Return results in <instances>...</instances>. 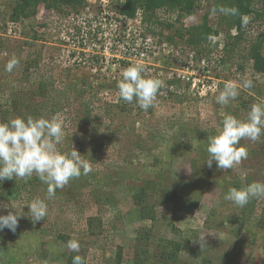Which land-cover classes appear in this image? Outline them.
Returning <instances> with one entry per match:
<instances>
[{
	"label": "rangeland",
	"instance_id": "1",
	"mask_svg": "<svg viewBox=\"0 0 264 264\" xmlns=\"http://www.w3.org/2000/svg\"><path fill=\"white\" fill-rule=\"evenodd\" d=\"M93 1L81 17L76 11L44 4L37 16L16 20L11 18L14 0H0V37L5 41V49L0 51V78L12 82L19 78L16 68L7 72L5 65L13 56L17 58L19 44L27 40L26 47H21V59H39L29 79L44 78L60 87L62 66L77 63L65 78L86 77L99 86L101 102L95 101V111L103 114L109 105L111 117L104 114V126L117 131L110 136L112 145L91 163L89 174L95 176L84 183L85 189L78 187L69 195L75 203L68 201V195L53 201L43 192L34 199L47 203L44 220L33 224L25 215L15 233L7 228L0 231V264H71L69 258L74 255L84 257L87 264H117L119 253L121 264H132L136 250L145 248L151 264H157L153 256L161 238L180 244L183 262L264 264V198L253 199L243 208L224 199L231 187L264 182V135L258 141H241L248 156L232 169H217L215 162L209 168L206 162L208 137L222 128L223 118L229 114L246 118L253 104L264 103V74L254 69L251 57L253 47H264V16L243 15L242 37L235 40L238 31L229 25L233 13L219 11L221 7L231 9L226 1L200 0L196 13L180 22L175 20L176 13L161 9L152 27L140 22L139 10L134 18L121 15L119 0L106 7ZM100 6L106 11L112 7L114 12H103ZM254 6L263 5L255 0ZM73 18L86 21V30L95 25L101 32L96 40L86 37L84 49L74 47L73 39L78 42L80 37L69 31ZM12 22L20 32H8ZM207 26L217 29L218 35L199 42L198 32ZM126 62L144 65L147 77L162 81L153 108L144 111L135 102L120 99L117 82ZM195 78L204 81V89L194 85ZM245 78L252 80L251 88L241 89L227 105L216 103L225 83L241 84ZM5 95L1 89L0 104L5 103ZM64 100L70 110H79L72 94ZM120 104L124 111L115 106ZM74 112L57 115L65 132L57 146L61 152L77 148L76 142L81 140L74 136L79 128L70 119ZM14 180L0 184V202L27 213L28 207L23 209V205L34 199H13L9 184ZM70 185L71 180L65 187ZM137 192L153 220L141 217ZM96 193L110 197L111 203H96ZM9 210L0 208V214ZM140 235L150 239L138 241ZM201 237L206 242L203 248L197 241ZM69 239L80 243L78 253L67 248Z\"/></svg>",
	"mask_w": 264,
	"mask_h": 264
},
{
	"label": "trees",
	"instance_id": "2",
	"mask_svg": "<svg viewBox=\"0 0 264 264\" xmlns=\"http://www.w3.org/2000/svg\"><path fill=\"white\" fill-rule=\"evenodd\" d=\"M220 1H226V5H229L231 9L235 10L234 14H232V16L230 15L231 21L229 24L231 28H236L238 31V34L234 37L235 40L241 39L242 37L243 15L254 14L257 19L264 16V0H259L263 6L256 9L254 6L255 0ZM44 4L62 11L67 9L73 10L78 14L82 13V11L88 6L87 0H14L11 18L19 20L21 18L26 19L35 17L37 16L39 8ZM199 5L200 0H119L117 7L119 13L128 18H134L137 10H141L142 23L152 27L153 24H156L154 20H156L157 13L161 9L167 12L176 13L175 20L180 22L182 18L194 15ZM73 27L76 31H80L81 29V26L78 25V23H75ZM148 29L153 31L151 28ZM188 33H191L192 36L196 35L195 32H192L191 30H189ZM198 33L197 39L200 42L206 40L211 35H218V30L212 26H207L204 30L199 31ZM261 36L264 38V30L261 32ZM34 37L36 38V36ZM26 41L27 40L18 46V48H20V52H18L17 56L19 64L15 68L17 69V73H20L19 78L14 82L10 81V79L5 80L4 78H0V90L2 89L6 93L5 103L0 104V122H7V119H13L16 117H24L26 119L29 115L34 118L44 117L49 119L53 116L58 117L57 115H60L61 113L71 115L75 108L73 109L72 107L70 110L69 108L71 106L65 104L66 102L64 99L67 98L68 100L70 94H72L79 106V110H76L74 115L70 118L79 124L78 131H76L74 136L81 140L76 142V149L91 163L97 162V158L100 154L104 153L103 151L105 148L110 144L112 145L113 141L110 139V136L117 134V131L115 133L111 131V125L104 126L105 115L107 117L108 115L110 116L109 105H107L109 108H104L103 114L99 111H95V101L101 102L98 92L99 86H94L96 83L94 84V82L89 81L86 77L75 78V80L65 78V73L71 72L77 68L78 64L75 62L70 65L68 64L67 66H62L63 69L60 70L62 74L59 76L60 79L58 81L61 83L60 87H57L58 85L54 86L53 83L51 84L47 80H44V78L39 81H31L29 79L30 70L39 65V59H21V47L23 49L26 47ZM4 49L5 41L0 37V51ZM251 55L254 69L257 72L264 74V47H253ZM90 65H92V63H90ZM128 66L129 62H126L125 68ZM102 68L103 67L101 66L100 69ZM115 106L122 111L125 109L123 104ZM74 143L75 142H73V144ZM93 175L95 176V174ZM94 176L88 174L86 176L81 175L79 178L72 179L69 187L57 189L55 196L50 200L54 201L56 198H59L58 196L63 194L68 195L69 202L75 203L76 199L69 195H74V192L78 187L85 189L86 186H84V183H89ZM9 185L13 187L11 195H13V199L15 200L21 198L31 200L35 197H39L41 194L43 195V192L47 194V185L42 183L35 175L28 180H14L12 183L10 182ZM97 195L98 194L96 193V203L100 204L104 201L111 203L110 197L106 198ZM135 197L137 205H139L141 217L153 220L155 217L150 213L148 205L142 203L144 200L142 195L137 192ZM88 224L92 226L91 222ZM137 239L138 241H148L150 238L149 236L143 237L140 235ZM180 248V244L176 241L161 238L156 245L157 254L153 257L157 259V264H191L180 260ZM148 252L149 250H147V248L136 250L132 264H151L152 260H149ZM121 260L122 257L119 253L117 255V264H121ZM69 263L72 264V256L69 258Z\"/></svg>",
	"mask_w": 264,
	"mask_h": 264
},
{
	"label": "clouds",
	"instance_id": "3",
	"mask_svg": "<svg viewBox=\"0 0 264 264\" xmlns=\"http://www.w3.org/2000/svg\"><path fill=\"white\" fill-rule=\"evenodd\" d=\"M222 13H233L234 9L221 7ZM19 64L13 56L5 65L7 72H12ZM253 85L251 79H243L241 84L231 81L224 84L223 89L215 97L219 105H227L235 100L241 89H249ZM159 79L149 78L142 64L134 63L125 68L121 79L117 82L118 94L127 103L135 102L147 111L155 106L159 90L163 87ZM264 135V103L253 104L246 118L226 115L222 128L217 134L208 137L206 159L209 168L213 163L217 169H232L248 156L247 148L241 144L244 139L258 141ZM65 137L63 122L56 116L52 118L33 116L16 117L7 122H0V184L5 180H28L34 175L47 185V198L55 196L57 189H63L70 180L88 175L93 169L91 162L73 146L70 152L58 150ZM264 198V182L254 181L247 186L231 187L224 199L243 208L253 199ZM28 207L24 213L19 207L0 202V208L11 209L7 214H0V231L7 228L15 233L19 220L27 215L33 224L47 217V203L43 199H34L23 205ZM205 237V236H204ZM204 237L197 241L203 248ZM67 248L71 252L80 251V243L69 239ZM72 264H87L81 255L72 257Z\"/></svg>",
	"mask_w": 264,
	"mask_h": 264
},
{
	"label": "built area",
	"instance_id": "4",
	"mask_svg": "<svg viewBox=\"0 0 264 264\" xmlns=\"http://www.w3.org/2000/svg\"><path fill=\"white\" fill-rule=\"evenodd\" d=\"M90 1L91 0H87V2H88V6L86 7V10H89V7L91 6L90 5ZM95 1H98L100 4H102V6L103 7H106L107 5H109L110 3H112V1L113 0H95ZM95 1H93V2H95ZM100 8H101V11L103 10V12H110V13H112V12H114V11H112V7L109 9V11L107 10L106 11V9L105 8H102L101 6H100ZM138 11V10H137ZM83 13V12H82ZM82 13H79V14H77V17H81L83 14ZM137 14V13H136ZM139 14H140V22L142 23V21H141V19H142V12H141V10H139ZM74 20H75V22H74V24L75 23H78V25H80L81 26V29H80V31H76L75 30V28L73 27L74 26V24H73V26H72V28H70L69 29V31H70V33H71V36L72 35H76V36H78L77 38H79L80 37V40L78 41V42H76L74 39H73V43H75V44H77L76 46H74L75 48H77V49H84V47H83V45H85L86 43H87V40H86V37H88V38H92L93 40H96L95 38H97L96 36H97V34H99V33H101L100 31H99V27H96L95 25L93 26V27H91V28H89V29H91V30H86V28L88 27V25H87V23H86V21H82V19L81 20H79V19H76V18H73ZM13 23V22H12ZM13 25L14 26H10V24H8V32L9 33H11V32H13V33H17V32H20V30L18 31V27L17 26H15V24L13 23ZM90 27V26H89ZM99 32V33H98ZM68 39H70L69 37H68ZM181 74H179V76H180ZM182 78H186V76L185 75H182ZM188 81H190L191 79H190V77H187L186 78ZM192 81H194V85H198V84H200V86H201V89H204L205 88V83H204V81L201 79V78H195L194 80H192ZM217 86L215 85V88H216Z\"/></svg>",
	"mask_w": 264,
	"mask_h": 264
}]
</instances>
